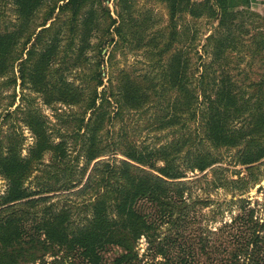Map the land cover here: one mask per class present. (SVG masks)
I'll list each match as a JSON object with an SVG mask.
<instances>
[{
	"label": "rangeland",
	"instance_id": "obj_1",
	"mask_svg": "<svg viewBox=\"0 0 264 264\" xmlns=\"http://www.w3.org/2000/svg\"><path fill=\"white\" fill-rule=\"evenodd\" d=\"M80 6L0 0V249L13 237L8 249L22 251L10 264H224L223 247L264 264V9L240 5L224 31L207 5L174 18L167 0ZM213 52L214 106L210 87L184 97L176 86L185 71L196 83ZM92 132L103 154L88 162ZM119 160L181 182L134 197L135 233H119Z\"/></svg>",
	"mask_w": 264,
	"mask_h": 264
},
{
	"label": "trees",
	"instance_id": "obj_2",
	"mask_svg": "<svg viewBox=\"0 0 264 264\" xmlns=\"http://www.w3.org/2000/svg\"><path fill=\"white\" fill-rule=\"evenodd\" d=\"M85 0H65V3H67L71 8L73 13L76 12V9L79 7H81L80 5L82 4V2ZM169 1V3H168ZM182 1V0H180ZM187 1L189 0H185V4H183V6L179 9V7L181 6L182 3L179 2L178 5V0H167V4L169 6V18H174L175 16H177L176 14L180 13L183 9L188 8L187 7ZM194 1V0H193ZM191 1V2H193ZM197 2H195L194 5H197V7L199 5H207L209 11H206V16H208L209 18H211L214 15H219L220 17L218 18V24L215 27V30H217L219 27L223 28L225 27V30H230L228 27V22L226 21L227 18L226 15L228 13H230V15H237V14H245V11L240 7V5H244L247 6L248 4H250V0H225V1H218V0H196ZM184 2V1H183ZM207 3V4H206ZM190 5V2H189ZM232 6H238V8H233ZM58 8H61V5L57 6ZM194 7V8H197ZM216 7H218V9H220V13L217 12ZM230 7V10H229ZM189 7L188 9L190 10V13L193 14L194 16L198 17L200 16V11ZM179 9V11H178ZM216 9V10H215ZM203 13V14H205ZM258 14V13H256ZM259 17L260 14H258ZM264 18V17H263ZM115 22V21H114ZM232 24V23H231ZM115 28V26H113ZM219 28V30L221 29ZM216 34H214V32H211L208 37L206 38V45H210V51H215L216 48ZM220 42H222V40H220ZM227 44V43H226ZM229 45V44H228ZM29 50V48L27 49V51ZM214 52L212 53V55H210V57L206 60V61H201L202 63L199 65V75L196 77V83L192 84V80L190 79V75H188L187 71H185V73L182 75L183 76V80L181 83H177V88L180 89L181 94L184 95V97H187L188 95L190 97H192L193 91L191 89V87H195L196 89L201 90L202 94L206 93L205 88L210 87L211 89V93L212 95H210L208 97V100L210 102L213 103L214 106V101H215V92L216 94L219 95L220 92L224 91L223 89L218 90V87L216 86L217 83H215V77H217V75H214L215 72V65L216 62H218L216 60V58H214L213 56ZM187 61V60H185ZM184 61V62H185ZM188 65V62H187ZM20 68H22L20 66ZM222 81L223 83H228L229 79H230V74H229V67L227 65H225V68L222 69ZM100 74V71H99ZM98 82L101 84L102 83V79H99ZM95 91V90H94ZM230 92V89H228L225 94L226 96H228ZM207 94V93H206ZM107 94L105 93V91H101V92H94V102H95V98L101 96V99L103 100H107ZM188 99V102L190 103L192 101V98ZM218 100V99H217ZM92 102V103H94ZM91 103V104H92ZM261 116H264V114H262ZM41 130H39V133H36L37 136V142H36V146L39 148L41 146L40 141L47 142L46 140H44L43 137L47 138L46 134H42L40 132ZM96 134L95 133H91V136L88 140L87 143V151H86V158H88V162H90L91 160H93L94 158H96L97 156L103 154V151L94 153L97 148V138H95ZM48 140V139H47ZM42 143V144H43ZM128 155L130 156L132 159H135L137 162H141V160H143L142 157H139L138 155H134L132 154ZM147 162V161H146ZM118 168V173H119V185H117L116 191L121 194V198H123L122 200H120L117 203V206L119 207V210H123L124 212V218L121 219V221H119V233H130L128 231V229L130 228L132 230L133 233H135V230L132 228L133 225L135 224H139L140 221H142L143 223L145 222L144 217L142 215H140V212H131L128 210L129 207V203L132 202V200L134 199V197L137 194H143L145 195L146 192L148 191V189L146 187L148 186H154L157 184H179L181 183L180 180L177 182V180H172V178H178V176H174L171 174V172L166 173L162 172V176L159 175H150V178L141 176L139 174L136 173V169L140 170L139 167L134 166L132 163L125 161V160H119V165L116 167ZM85 172V171H84ZM116 173V170L113 169V173ZM143 177V178H141ZM10 196V195H9ZM100 199V198H99ZM97 200V202L99 201L100 204H104L105 200L104 199H100ZM97 212V211H96ZM98 213V212H97ZM129 215V217H127L126 215ZM98 215L100 216V213H98ZM44 223V221H42V224ZM114 226V225H113ZM112 226V227H113ZM132 226V227H129ZM112 231H115L114 229L111 230V228L109 229L108 232L113 233ZM16 232V231H15ZM23 231L19 230V233H22ZM10 233H14V231L11 230ZM116 233V231H115ZM17 238V237H16ZM119 243L121 244V246L123 247V249L125 250V253L128 252L131 249V243L129 241L128 238H124L121 239L119 238ZM4 247L3 249H0V259L2 260V264H10V262H12L15 259V256L20 255V253L22 251H20V248L15 249L14 251H11L8 249V244L11 245L12 241H13V237H11V239H4ZM225 249V247L221 248L219 253H221L222 255L219 256V260H221V262H224V264H250V261H242V262H238V255H239V249L235 248L233 250H231L230 252L228 251V253L223 255V250ZM23 250V249H22ZM123 253L122 256L125 254ZM22 254V253H21ZM205 258L207 257L208 259H210V255H207L205 253ZM244 255H246L247 257H251V255L248 252H245ZM38 257V254L35 252H30L29 258L31 259H36ZM255 262V261H254Z\"/></svg>",
	"mask_w": 264,
	"mask_h": 264
},
{
	"label": "built area",
	"instance_id": "obj_3",
	"mask_svg": "<svg viewBox=\"0 0 264 264\" xmlns=\"http://www.w3.org/2000/svg\"><path fill=\"white\" fill-rule=\"evenodd\" d=\"M252 3L264 9V0H253Z\"/></svg>",
	"mask_w": 264,
	"mask_h": 264
},
{
	"label": "crops",
	"instance_id": "obj_4",
	"mask_svg": "<svg viewBox=\"0 0 264 264\" xmlns=\"http://www.w3.org/2000/svg\"><path fill=\"white\" fill-rule=\"evenodd\" d=\"M252 1H253V0H250V3H251V4H253ZM254 5H255V4H254Z\"/></svg>",
	"mask_w": 264,
	"mask_h": 264
}]
</instances>
